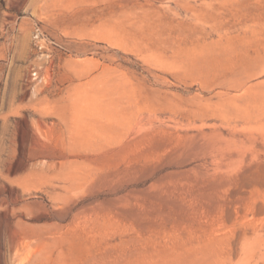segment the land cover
<instances>
[{
	"label": "rangeland",
	"instance_id": "374dc122",
	"mask_svg": "<svg viewBox=\"0 0 264 264\" xmlns=\"http://www.w3.org/2000/svg\"><path fill=\"white\" fill-rule=\"evenodd\" d=\"M0 264H264V0H0Z\"/></svg>",
	"mask_w": 264,
	"mask_h": 264
},
{
	"label": "built area",
	"instance_id": "2783aa9c",
	"mask_svg": "<svg viewBox=\"0 0 264 264\" xmlns=\"http://www.w3.org/2000/svg\"><path fill=\"white\" fill-rule=\"evenodd\" d=\"M34 74L36 75L37 74V71H34Z\"/></svg>",
	"mask_w": 264,
	"mask_h": 264
}]
</instances>
